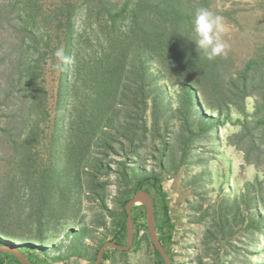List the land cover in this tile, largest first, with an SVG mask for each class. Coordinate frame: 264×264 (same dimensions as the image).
I'll list each match as a JSON object with an SVG mask.
<instances>
[{"label":"trees","instance_id":"16d2710c","mask_svg":"<svg viewBox=\"0 0 264 264\" xmlns=\"http://www.w3.org/2000/svg\"><path fill=\"white\" fill-rule=\"evenodd\" d=\"M198 3L196 0H58L52 8L46 9L40 0H0V21L12 22L16 30L23 33V43H31L19 51L3 50L0 53V64H7L4 70L12 67L13 71V74L10 73L13 88L9 91L13 93L15 89L20 90L24 97L18 109L11 108L9 117H17L18 111L26 110L20 130L14 131L16 127L10 126L0 127V133L6 136L11 146L9 165L4 174L5 196L0 198V245L11 243L37 263L33 251L45 250L43 243L50 224L59 220L66 208L71 206L70 194L73 189L84 185L81 182L82 173L85 171L94 177L98 173L112 171L102 157L92 156L91 150L95 146L105 149L111 146L114 140L113 106L116 100L129 104L136 117H143L147 100L159 88L158 80L162 77L172 80L171 76L177 75L176 82L185 93V107L189 114L193 107H198L192 99L195 96H198L205 110L215 108L219 115L229 104L242 108L246 98L254 96V121H248L245 125L246 134H253V129L257 127L264 132V47L240 69L224 73L218 68L215 59H204L191 42L194 40V11L201 7ZM79 10L84 11L85 26L77 32L74 17ZM96 20L98 30L92 36L85 28L90 21ZM4 46L5 43H0L1 48ZM61 47L65 49L66 55L75 59V63L61 72L58 97H72L78 107L69 122L68 133L52 134L49 143L55 145V150L51 151V160L44 162L37 155V146L47 137L41 124L49 116L46 110L48 92L43 84L44 63L48 54L55 60L54 52ZM4 53L7 54L3 56ZM153 62L159 65L161 74L153 73ZM206 89L215 95L214 101L206 97ZM3 102L4 98H1L0 105ZM198 112L201 116L198 123L206 124L205 130L217 127L218 118H207L201 111ZM249 122L253 124L252 127L248 126ZM122 126L135 132L134 137L127 135V132L124 134L129 140L139 137L137 132L140 125L129 121ZM118 164V172L128 186L131 169L125 161ZM145 183L156 190L153 201L157 232L170 254L167 241L172 237L174 224L161 178L155 174L144 175L133 189L124 193L126 196H121L119 204L122 210L117 215L111 240L119 244L126 243L125 204L132 192L138 189L149 191L143 187ZM104 188L105 185L100 183L90 189L104 192ZM263 189L264 179L260 177L246 183L248 206L259 202L264 206ZM104 201L105 196L100 195L102 206ZM221 209L219 224L226 227L229 223L238 222L236 216L241 210L236 199L230 200ZM249 211L251 222L258 223L262 219L256 210ZM132 214L134 244H137L141 229L146 232L140 239L147 240L146 212L142 215ZM65 234L77 241L82 237L77 229H69ZM59 236L61 234L51 238ZM92 239L95 240L94 237ZM80 246H83L81 241ZM98 250H95V257ZM154 250L160 259L159 263L165 264L159 251ZM105 258H108L107 251L104 253ZM0 264L22 263L11 252L0 249ZM101 264H105L104 261Z\"/></svg>","mask_w":264,"mask_h":264},{"label":"rangeland","instance_id":"374dc122","mask_svg":"<svg viewBox=\"0 0 264 264\" xmlns=\"http://www.w3.org/2000/svg\"><path fill=\"white\" fill-rule=\"evenodd\" d=\"M40 1L46 9L58 2ZM196 1L199 6L223 17L225 30L222 38L230 47L226 55L215 58L221 71L226 73L240 69L264 47V0ZM84 17L82 10L74 17L77 32L84 29ZM98 25L97 20L90 21L85 30L94 36ZM16 29L12 22L0 21V43H5L3 48L0 47V53L3 50L19 51L30 43L26 41L24 44L23 33ZM55 63L58 60H52L51 54H48L44 63L43 84L48 92L46 110L49 116L41 124L47 137L37 146L38 158L44 162L51 160V151L55 150V145L49 143L52 134L68 133L69 122L78 107L72 97L59 99L61 72L54 69ZM6 65L0 64V99L4 98V104L0 105V127H16L14 131H17L21 129L26 110L18 111L17 117L9 115L12 114V107L18 109L24 97L20 90L9 91L13 88L10 78L13 71L12 67L4 70ZM151 70L155 75L161 74L157 63H151ZM171 79L162 77L158 80L160 86L147 100L143 117H136L129 104L116 100L113 106L114 140L109 148L95 146L91 150L92 156L102 157L112 171L98 173L95 178L85 171L82 173L81 182L84 185L73 189L71 206L66 208L59 220L50 224L43 243L45 250L33 251L37 257L36 264H93L95 250L113 237L117 215L122 210L119 199L146 174L158 175L162 181L174 224L172 237L167 241L173 264H264V206L260 202L248 206L246 197V183L254 182L256 177L264 179V132L257 127L253 129V134H246L245 127L248 121H254L252 113L256 98L247 97L244 108L229 104L219 115L215 108L205 110L195 96L192 99L198 109L193 107L189 114L185 107V93L176 82L177 75L171 76ZM205 93L209 101H214L215 95L209 89ZM198 111L207 118H218L217 127L205 130L207 125L198 123L201 118ZM129 121L140 125L138 138L129 140L124 136L127 132L134 137L135 132L122 126ZM252 125L249 122L248 126ZM10 153V142L0 133V198L5 196L4 174ZM120 161H125L131 169L128 186L118 172ZM100 183L105 185L104 192L91 191L90 188ZM143 187L155 200V188L147 183ZM100 195L105 196L103 206L99 202ZM233 199L240 203L241 213L236 216L237 223L224 227L218 223L221 208ZM248 207L262 216L258 223L251 222ZM132 212L142 215L145 206L137 203ZM229 216L233 218L231 214ZM69 229L80 230L81 239L77 241L69 235L65 236V231ZM57 234L61 236L51 238ZM140 236L139 233V241L137 244L133 242L126 253L106 248L108 258L103 257L102 261L105 264H160L148 234L147 240L140 239ZM80 241L83 246H80Z\"/></svg>","mask_w":264,"mask_h":264},{"label":"water","instance_id":"95a60500","mask_svg":"<svg viewBox=\"0 0 264 264\" xmlns=\"http://www.w3.org/2000/svg\"><path fill=\"white\" fill-rule=\"evenodd\" d=\"M137 203H140L145 206V212H146L145 220H146L150 242L152 243L153 247L159 251L165 264H173L170 254L167 252L166 247L164 246V244L162 243V241L158 236L153 198L151 194L145 189L136 190L131 196V198L125 204V210L127 213L126 243L119 244L112 240L104 242L100 246L96 254V257L93 261V264L102 263L106 248H115L118 250L128 251L132 247L134 242V221H133L132 209L133 206ZM0 249L9 251L12 254H14L22 264H35L32 260H30L27 256H25L20 250L15 248V246L11 243L8 245H0Z\"/></svg>","mask_w":264,"mask_h":264},{"label":"clouds","instance_id":"9594fccd","mask_svg":"<svg viewBox=\"0 0 264 264\" xmlns=\"http://www.w3.org/2000/svg\"><path fill=\"white\" fill-rule=\"evenodd\" d=\"M223 17L214 14L205 7H199L194 11L192 21L193 42L200 50L204 59L214 60L217 56L226 55V50L230 47L223 38L224 32ZM58 63L53 65L58 72H64L68 66L75 63V59L66 55L64 48H58L54 52Z\"/></svg>","mask_w":264,"mask_h":264},{"label":"built area","instance_id":"2783aa9c","mask_svg":"<svg viewBox=\"0 0 264 264\" xmlns=\"http://www.w3.org/2000/svg\"><path fill=\"white\" fill-rule=\"evenodd\" d=\"M145 232H146L145 229H141V230H140V234H141V235L144 234Z\"/></svg>","mask_w":264,"mask_h":264}]
</instances>
